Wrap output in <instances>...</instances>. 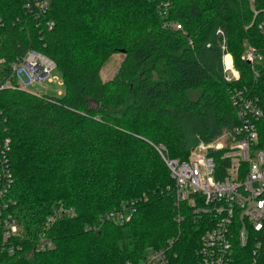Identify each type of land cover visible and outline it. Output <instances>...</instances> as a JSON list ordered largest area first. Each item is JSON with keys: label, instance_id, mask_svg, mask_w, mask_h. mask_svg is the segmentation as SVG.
<instances>
[{"label": "trees", "instance_id": "16d2710c", "mask_svg": "<svg viewBox=\"0 0 264 264\" xmlns=\"http://www.w3.org/2000/svg\"><path fill=\"white\" fill-rule=\"evenodd\" d=\"M263 7L264 0H52L54 26L46 29L26 16L22 0H0V57L8 62L35 48L55 62L62 86L57 95L0 88L9 196L24 221L58 200L74 209L50 227L53 248L25 263L135 264L147 248L169 241L171 264H197L210 219L185 208L175 221L171 179L154 146L185 159L198 141L235 124L215 30L225 33L242 76L249 71L239 59L243 40L260 50L264 71V39L251 21L252 9ZM170 11L180 37L161 24ZM113 53L123 57L102 80L100 68ZM5 70L0 65V82ZM126 203L127 221L99 222ZM257 235L253 264H264V228ZM252 246L250 238L236 247L230 264H250Z\"/></svg>", "mask_w": 264, "mask_h": 264}, {"label": "built area", "instance_id": "2783aa9c", "mask_svg": "<svg viewBox=\"0 0 264 264\" xmlns=\"http://www.w3.org/2000/svg\"><path fill=\"white\" fill-rule=\"evenodd\" d=\"M52 0H22V9L35 26L51 29L48 17ZM252 1V0H251ZM264 39V7L252 9L251 21ZM165 26V25H163ZM172 29L181 25L173 23ZM222 77L229 82V102L235 124L214 138L200 140L185 159L168 157L162 144L154 146L171 179L167 192L171 195L174 219L182 218V210L193 216L206 215L210 227L200 236L195 251L197 264H230L236 247H244L253 238L250 264L259 248L257 238L264 228V71L262 53L247 40L242 41L239 59L249 65L248 74H240L233 65L222 29L217 28ZM0 88L20 89L35 95L32 84L59 83L52 72L55 62L35 48H27L17 58L6 62ZM61 83V79H60ZM59 94V93H58ZM0 110V264H27L31 253L50 250L54 241L49 229L57 220L74 215V209L61 201L52 203L42 217L31 220L17 214L15 201L9 196L13 177L8 161L9 140L1 132ZM131 203L107 210L99 222L122 224L128 220ZM169 245V241L166 243ZM167 246L148 248L135 264H171ZM28 251V254H25ZM123 264H130L125 262Z\"/></svg>", "mask_w": 264, "mask_h": 264}, {"label": "rangeland", "instance_id": "374dc122", "mask_svg": "<svg viewBox=\"0 0 264 264\" xmlns=\"http://www.w3.org/2000/svg\"><path fill=\"white\" fill-rule=\"evenodd\" d=\"M170 5L173 6L172 3H170ZM166 12H167L166 10H162L159 7V15L161 17H164L166 15ZM175 20H176V18L173 17V12L170 11V19L169 20L168 19L167 20H163L161 22V24L165 25V27H168L166 29H168L171 32H173V29H172L173 26L172 25L175 22ZM172 34H175L176 36L180 35L179 33H174V32ZM122 57L123 56H122L121 53H113V54L110 55L108 60L104 63V65L100 68V71H99V74H100V77H101L102 80H109L110 78H112V76L114 75V73H115V71H116V69H117ZM52 75H56L57 76V78L59 79V83L58 84L55 83V82L43 83V84L35 83V84H32L30 86V89L32 91H37L39 93H45V94H48V95H57L58 93H60L62 91V86H61V83H60V75H59V72L57 71V69H55L52 72Z\"/></svg>", "mask_w": 264, "mask_h": 264}, {"label": "bare ground", "instance_id": "6f19581e", "mask_svg": "<svg viewBox=\"0 0 264 264\" xmlns=\"http://www.w3.org/2000/svg\"><path fill=\"white\" fill-rule=\"evenodd\" d=\"M165 155H166V153H165Z\"/></svg>", "mask_w": 264, "mask_h": 264}, {"label": "crops", "instance_id": "0c3cea01", "mask_svg": "<svg viewBox=\"0 0 264 264\" xmlns=\"http://www.w3.org/2000/svg\"><path fill=\"white\" fill-rule=\"evenodd\" d=\"M60 93H61V92H60ZM60 93H59V94H60Z\"/></svg>", "mask_w": 264, "mask_h": 264}]
</instances>
